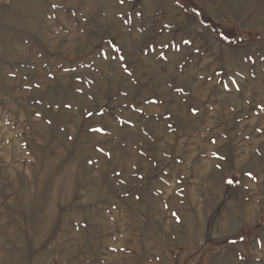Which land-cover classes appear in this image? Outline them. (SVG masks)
<instances>
[{"label": "rangeland", "instance_id": "1", "mask_svg": "<svg viewBox=\"0 0 264 264\" xmlns=\"http://www.w3.org/2000/svg\"><path fill=\"white\" fill-rule=\"evenodd\" d=\"M0 264H264V0H0Z\"/></svg>", "mask_w": 264, "mask_h": 264}, {"label": "snow or ice", "instance_id": "2", "mask_svg": "<svg viewBox=\"0 0 264 264\" xmlns=\"http://www.w3.org/2000/svg\"><path fill=\"white\" fill-rule=\"evenodd\" d=\"M119 3L121 4V5H123L124 3H125V0H119ZM52 7L53 8H57V7H62V5H57V4H53L52 5ZM221 39L222 40H225V41H228V37H226V36H221ZM160 43H163V44H165V46L166 47H172V48H174L175 49V54H180L181 53V48L180 47H177L176 45H168L166 42H164V41H159ZM229 43H231L230 41H228ZM192 40L191 39H183V44L184 45H188V46H191L192 45ZM114 51H119V49H113ZM154 50V49H153ZM197 51H199V49H197ZM113 59H117L116 57H113ZM160 59H162V60H168V57L167 56H164L163 54H161V56H160ZM125 60V57L123 56V55H121V56H119V58H118V62H123ZM181 67H183V65H181ZM124 71L125 72H127L128 73V75H132V73L131 72H128V67H127V65H125L124 66ZM203 79V78H202ZM177 91H183V89L182 88H178L177 89ZM237 91H239V88H237ZM157 101H155V100H153V101H151V103H156ZM65 107H68V108H71V105L70 104H68V105H65ZM193 114H195V109H193ZM89 116H92V113L91 112H89V114H88ZM101 115H102V113H101ZM168 127L169 128H171L172 126H171V124H169L168 125ZM92 131H94V132H102L103 130L102 129H100V128H93V129H91ZM69 138H71V137H69ZM219 158H221V159H224L225 157H219ZM247 175L251 178V173H247ZM226 183L228 184V185H232L233 183H234V181L232 180V179H227L226 180ZM243 239V237H241V240ZM232 243H235V241H232Z\"/></svg>", "mask_w": 264, "mask_h": 264}, {"label": "trees", "instance_id": "3", "mask_svg": "<svg viewBox=\"0 0 264 264\" xmlns=\"http://www.w3.org/2000/svg\"><path fill=\"white\" fill-rule=\"evenodd\" d=\"M193 8H194V10H196V9H195V7H193ZM222 32H223V31H222ZM227 32H228V33H231V32H232V30H229V31H227Z\"/></svg>", "mask_w": 264, "mask_h": 264}]
</instances>
